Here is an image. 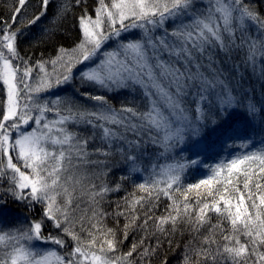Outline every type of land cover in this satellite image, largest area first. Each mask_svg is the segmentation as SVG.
Returning a JSON list of instances; mask_svg holds the SVG:
<instances>
[{"label":"snow or ice","instance_id":"snow-or-ice-1","mask_svg":"<svg viewBox=\"0 0 264 264\" xmlns=\"http://www.w3.org/2000/svg\"><path fill=\"white\" fill-rule=\"evenodd\" d=\"M28 3L13 0L10 15L0 17V264H151L161 237L181 223L194 234L181 264H264V146L186 187L182 175L198 160L158 172L153 165L152 178L123 198V210L120 202L111 213L104 208L108 194L141 171L149 145L169 152L195 136L203 138L193 141L199 149L219 132L247 149L252 141L235 128L238 115L264 131V103L244 87L250 74L264 94V11L254 0H97L94 17L86 9L78 16L80 39L71 49L32 63L21 55L19 25L39 22L52 0L18 22ZM69 10L61 4L55 16ZM66 87L72 99L44 98ZM120 91L128 95L117 108L107 93ZM76 96L94 103L78 104ZM121 164L127 174L109 186L101 178ZM87 165L99 167L92 173L99 184L78 172ZM161 196L170 203L155 216ZM9 199L38 205L39 215L23 227L3 226ZM109 216L117 227L107 226ZM137 229L144 235L122 252Z\"/></svg>","mask_w":264,"mask_h":264},{"label":"trees","instance_id":"trees-1","mask_svg":"<svg viewBox=\"0 0 264 264\" xmlns=\"http://www.w3.org/2000/svg\"><path fill=\"white\" fill-rule=\"evenodd\" d=\"M254 2L264 11V0H254ZM13 0H0V17H7L10 15L8 9L12 6ZM69 5L68 14L60 18L55 16V13L58 10V6L61 4ZM40 0H29V3L26 5V11L22 14L21 17L18 18V22L24 20L26 17L32 16L35 12L39 10ZM97 4V0H84L80 5H76L74 0H52V3L49 6L48 13L45 17H43L39 22L31 27H24L23 25H19L22 27L23 35L19 37V49L21 55L30 58L32 63H35L37 60L44 59L49 60L51 58H55L58 54L59 47H64L67 49H71L80 39V31L78 26V16L82 14V12L86 9L87 12L91 15H95L94 8ZM244 87L253 88L255 90L256 100L260 103H264V94H262L261 83L254 77L246 75ZM97 90L93 89L95 93ZM103 93V90H99ZM3 95L2 89H0V96ZM51 99H54L57 95H59L62 99H72L74 97V93L72 88L66 87L59 92H54L52 94H48ZM128 94L124 91H120L119 93H107V96L110 102L115 107L120 106V101L127 96ZM76 102L78 104H87L89 107L93 105L92 101H84L81 100L78 96L75 97ZM52 115V114H50ZM243 128L247 131L248 136L259 140L261 143V147L264 146V131L261 130V126L257 121L255 123V127L248 125V123L244 120L242 115H238L237 122L235 124ZM70 129L73 131H77L84 134H90L91 129L83 126V125H70ZM244 131V132H245ZM243 132V133H244ZM228 135H232L231 132ZM209 139L210 143H212L213 147L209 150L210 153L206 156L203 155H188L183 153L181 149L175 148V151L164 152L162 149L158 147H153L149 145L144 152L143 162L139 165L141 171L138 173L131 174L130 178L122 183L121 190L118 192H112L108 194L107 201L104 204V208L108 212H113L116 209L117 202L121 203V210H123V198L128 196L129 193L133 192L134 186L139 183H143L152 178L153 173V165H156V171H159L160 166H168L175 165L177 163H185L189 159H195L199 161L200 165H214V161H211V156L215 155L218 149L221 147V144L224 143L225 138L221 133L217 132L214 134H210ZM98 143V142H95ZM95 144L89 145V150ZM91 159H96L95 156L91 157ZM193 167V166H192ZM190 168V167H189ZM189 168L183 173L181 184L183 187H186L188 184H193L199 182L200 171L202 168L199 166L194 171L192 168L189 171ZM79 171L86 172L89 176L94 180L96 177L92 176V173L99 172L100 169L94 165H87L83 169H78ZM189 171V172H188ZM127 170L126 167L121 164L118 167L113 168V170L106 177H102L101 179L106 180L109 186H114L118 182V178L121 175H126ZM207 178V177H206ZM204 179V178H203ZM98 183H100V179H97ZM87 183V181L85 182ZM3 186H7L6 182H4ZM143 194V193H138ZM193 202H194V194H193ZM170 201L161 196L160 201L157 207L154 209L155 216H161L165 214V209ZM40 212V207L37 205L35 208L26 207L23 202H12L9 199L7 210L3 213L4 217V225L6 227H23L27 224L28 221H31L34 217H37ZM7 215H20L22 216L21 221L17 222L10 218ZM143 221V215L141 213L140 222ZM212 224L217 222V217L215 214H212L211 219ZM106 223L108 227H117L115 223V218L109 216L106 218ZM125 220L123 217L119 218V228H123ZM152 222L150 221V224ZM167 228H171V225H166ZM179 230L172 236L161 237L162 243L160 247L157 249L156 254L150 258L151 264H162L163 261H166L167 264H181L182 256L185 251V245L188 244L190 240H193L194 234L191 233L186 225L181 223L178 226ZM207 229L201 231L200 235H204ZM144 235L143 232L138 229L130 232L129 237L121 246V251L125 252L129 249L130 245L140 239ZM171 242V243H170ZM199 242L198 238L195 241ZM149 244L155 245V238L148 241ZM147 264V262H145Z\"/></svg>","mask_w":264,"mask_h":264},{"label":"rangeland","instance_id":"rangeland-1","mask_svg":"<svg viewBox=\"0 0 264 264\" xmlns=\"http://www.w3.org/2000/svg\"><path fill=\"white\" fill-rule=\"evenodd\" d=\"M136 31H138V30H136ZM48 67H49V70H51L50 65ZM63 89H53L51 92L45 93L44 94V98L50 100V97H48L49 96L48 94H52L54 92L56 93V92H59V91H61ZM49 118H53L52 115L49 114ZM235 128L237 130H239L241 135H243V132L245 131L243 128H241L239 126H236V125H235ZM224 138H225V141H224V143L221 144V147L218 148V149H215V151H217V153L215 155L211 156V158H212L211 161H214V165L212 164L210 166H206V165L202 166V165H200L198 163L196 166L190 167L189 171L192 168H194L193 169V171H194L197 167L200 166L202 168V170L200 171L199 178L203 179V178H206V177H208V176H210L212 174L211 173V169L216 164L221 163V162H227L228 160H230V159L234 158L235 156H238V155H240L242 153H245L246 151H255V150H257L258 148L261 147V143H259V140H256L255 138H252V137H249V136L247 138L251 139L252 143L249 145V147L247 149L240 146L241 145V140H238V139L237 140H229L227 138V136H224ZM197 139H203V138L194 136V137H192L191 140L186 139L183 144H179L175 148L181 149L183 153H186L188 155H191V152L193 153V155H195L194 152H196V151H199L200 155H203V156H206V154L208 155V153H210L209 150L211 149V147H213L212 146L213 144L210 143V140H213V139H209V137H208L207 140H205L200 145L199 149H194L192 147V144H193V141H195ZM175 148L172 149L171 151H175ZM94 180H95V182L97 184H99L96 178ZM6 216H10V218H12L13 220H15L17 222H20L21 218H22V216H20V215L18 216L16 214H13V215H7L6 214ZM45 247H47V246H45Z\"/></svg>","mask_w":264,"mask_h":264}]
</instances>
